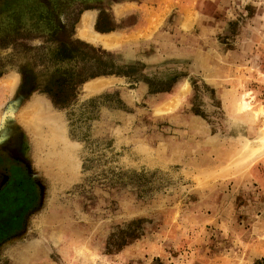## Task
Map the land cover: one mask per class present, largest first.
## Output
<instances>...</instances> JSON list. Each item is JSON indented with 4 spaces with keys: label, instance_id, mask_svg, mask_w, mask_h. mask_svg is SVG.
Instances as JSON below:
<instances>
[{
    "label": "rangeland",
    "instance_id": "rangeland-1",
    "mask_svg": "<svg viewBox=\"0 0 264 264\" xmlns=\"http://www.w3.org/2000/svg\"><path fill=\"white\" fill-rule=\"evenodd\" d=\"M0 264H264V0H0Z\"/></svg>",
    "mask_w": 264,
    "mask_h": 264
}]
</instances>
